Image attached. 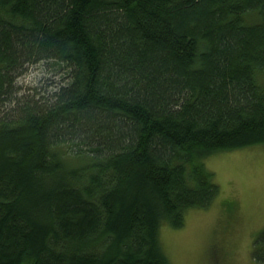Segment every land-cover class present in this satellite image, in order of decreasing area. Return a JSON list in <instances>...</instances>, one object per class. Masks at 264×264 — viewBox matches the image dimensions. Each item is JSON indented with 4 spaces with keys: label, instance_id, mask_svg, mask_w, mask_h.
<instances>
[{
    "label": "trees",
    "instance_id": "obj_1",
    "mask_svg": "<svg viewBox=\"0 0 264 264\" xmlns=\"http://www.w3.org/2000/svg\"><path fill=\"white\" fill-rule=\"evenodd\" d=\"M40 62L66 82L22 94ZM257 145L264 0H0V264H172L205 159Z\"/></svg>",
    "mask_w": 264,
    "mask_h": 264
},
{
    "label": "rangeland",
    "instance_id": "obj_2",
    "mask_svg": "<svg viewBox=\"0 0 264 264\" xmlns=\"http://www.w3.org/2000/svg\"><path fill=\"white\" fill-rule=\"evenodd\" d=\"M66 72L51 63H36L18 78V87L22 94L52 89L66 82ZM204 162L220 194L209 207L189 209L184 227L161 228L171 263L262 264L253 252L264 232V145L217 152Z\"/></svg>",
    "mask_w": 264,
    "mask_h": 264
}]
</instances>
